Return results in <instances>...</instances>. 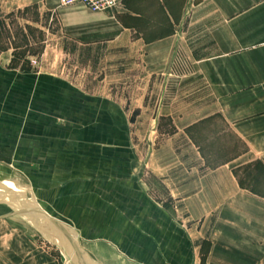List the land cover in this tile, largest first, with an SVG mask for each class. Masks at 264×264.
Listing matches in <instances>:
<instances>
[{"label": "crops", "instance_id": "0c3cea01", "mask_svg": "<svg viewBox=\"0 0 264 264\" xmlns=\"http://www.w3.org/2000/svg\"><path fill=\"white\" fill-rule=\"evenodd\" d=\"M28 10L80 50L139 56L138 78L167 104L193 80L209 100L185 110L160 144L162 164H145L176 204L172 214L144 183L121 105L53 75L9 70L11 48L0 51V206L26 213L0 207L12 233L0 238V264H264V0H120L100 12L0 0L2 14ZM135 115L139 124L143 109ZM226 137L242 150L224 159L203 150L231 146ZM16 192L23 204L2 199Z\"/></svg>", "mask_w": 264, "mask_h": 264}, {"label": "rangeland", "instance_id": "374dc122", "mask_svg": "<svg viewBox=\"0 0 264 264\" xmlns=\"http://www.w3.org/2000/svg\"><path fill=\"white\" fill-rule=\"evenodd\" d=\"M25 17L30 19L28 20L31 24L26 22ZM34 21L37 22L33 10L9 15L0 13V51L11 48L8 69L32 74L53 75L66 85L89 92L94 96L106 97L121 105L128 114L129 135L134 151H136L138 159L144 162V183L149 187L152 198L160 205H166L173 214L176 204L167 201L165 186L160 180H151L145 164L153 157V162L159 161L161 165L167 156V150L161 148L160 144L164 143L163 141L168 138L167 135L176 129L175 125L182 126L184 123L182 121L183 113L189 109L192 111L198 109L208 102V97L198 98V83H193V80L190 86L185 85L184 89H182L183 85H179L180 89L176 99L167 104L165 100L157 99L158 94L153 93L152 95V83L150 81L145 83L144 75L138 78L140 73L142 74L139 56L134 54L122 57L111 56L101 50H80L70 41L52 35L56 30L54 26L46 28L36 25ZM184 55L187 54L184 53ZM128 61L137 62V66L125 65V62ZM160 87L161 85H157V88ZM173 87L170 85L169 90H173ZM195 91L196 93H194ZM188 92H191V95H188ZM158 106L164 109L162 113H166V110L170 109L171 116L160 115L157 117L154 115L156 109H153ZM142 109L143 115L137 119L139 124L135 123L137 118L135 112H140ZM189 118L194 120L195 116L192 114ZM189 118L187 117V119ZM152 123H156L158 126L157 131L152 130ZM226 139L231 141L229 142L231 146L219 150L210 148L203 150L207 154L209 152L211 157L219 159L230 157L242 150L240 142H236L234 138L226 137ZM180 150V148L176 149L178 156L181 155ZM3 198L5 202L11 204L14 201L24 203L20 193L17 192L10 195L4 194ZM0 207L4 209L2 214L11 213L7 206ZM177 215L175 213V219L181 222V216ZM11 217V219H19L16 216ZM10 232L7 224L0 221V238L12 234ZM36 237L40 247L46 246L49 249H55L52 245L45 243L39 234H36ZM202 262H204L202 259H196L193 264H202Z\"/></svg>", "mask_w": 264, "mask_h": 264}, {"label": "built area", "instance_id": "2783aa9c", "mask_svg": "<svg viewBox=\"0 0 264 264\" xmlns=\"http://www.w3.org/2000/svg\"><path fill=\"white\" fill-rule=\"evenodd\" d=\"M60 6L71 7L82 5L93 12L110 11L115 9L120 0H58Z\"/></svg>", "mask_w": 264, "mask_h": 264}, {"label": "water", "instance_id": "95a60500", "mask_svg": "<svg viewBox=\"0 0 264 264\" xmlns=\"http://www.w3.org/2000/svg\"><path fill=\"white\" fill-rule=\"evenodd\" d=\"M31 209H32V212L35 211L37 214H39L44 219H46L49 223H51L54 227H56L58 229V232L60 234H62V235H69L70 238H71V240L74 241V243L76 244V247L78 248V251L80 253H83L81 247L79 246V243H78V240H77V236L73 232H71L70 230L66 229L61 224L57 223L54 219H52L49 215H47L39 207L34 206ZM25 214L26 213L20 212V211L17 210V211L12 212L10 215H25Z\"/></svg>", "mask_w": 264, "mask_h": 264}]
</instances>
